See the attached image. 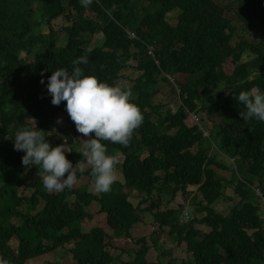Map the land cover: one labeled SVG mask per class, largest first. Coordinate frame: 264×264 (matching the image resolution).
<instances>
[{
    "label": "trees",
    "instance_id": "trees-1",
    "mask_svg": "<svg viewBox=\"0 0 264 264\" xmlns=\"http://www.w3.org/2000/svg\"><path fill=\"white\" fill-rule=\"evenodd\" d=\"M175 10L178 14L169 17ZM59 16L71 22L64 26L69 37L63 46H58L52 25ZM175 18L173 25L170 19ZM95 34H102L103 40L87 46ZM150 45L154 55L148 53ZM83 55L89 58L87 65H79L84 74L101 82L117 84L118 72H138L130 89L133 102L143 107V123L128 147L103 142L108 154H123L120 169L125 180H116L100 197L87 186L49 192L38 174L35 182L24 186L25 153L14 150V142L6 138L24 126L36 124L53 147L67 144L71 152L65 155L73 164L84 160L70 146L82 145L86 138L69 115L66 120L73 131H64L65 141L54 134L56 115L66 111V102L52 105L47 92L52 72L61 67L71 71L72 60ZM229 59L234 63L230 74L223 69ZM162 71L186 76L179 93L183 103L175 111L162 112L161 104L152 100L160 89L155 73ZM200 88L213 114L222 113V122L208 136L181 131L173 143L158 136V123L175 125L176 119L187 116V108H197L196 99H205ZM251 89L264 91V0H92L87 8L81 0H0V258L26 264L63 248L74 255L76 264L115 262L118 259L106 247L107 234L95 227L100 224L91 210L95 209L108 213L115 242L135 239L133 249L115 248L131 254L120 264H148L149 251L158 254L161 264H264V219L255 194L256 187L264 190V122L243 120L239 113L244 106L235 99ZM197 142L200 150L191 153ZM204 151L209 154L202 159ZM215 167L230 170L231 177L218 175ZM160 170L163 176L157 174ZM26 185L33 189L27 196L18 190ZM131 194L140 197L137 204ZM182 195L193 199L187 204L195 218L190 224L179 222L177 212L183 207L177 212L166 207V201L175 204ZM224 201L230 204L226 211ZM13 215L20 223L13 222ZM135 227L144 230L143 236L134 238ZM169 235L180 243L187 241L189 254L168 249ZM13 239L18 240L16 249Z\"/></svg>",
    "mask_w": 264,
    "mask_h": 264
},
{
    "label": "clouds",
    "instance_id": "clouds-1",
    "mask_svg": "<svg viewBox=\"0 0 264 264\" xmlns=\"http://www.w3.org/2000/svg\"><path fill=\"white\" fill-rule=\"evenodd\" d=\"M91 3L92 0H81L85 8ZM160 48L161 44L158 49ZM86 52H91V49H87ZM148 53L154 55V45H150ZM88 62V55H83L72 60L71 71L64 67L54 70L48 78L47 92L52 98V105L59 106L62 101L66 102V111L70 119L74 122L77 131L86 138L83 139L80 154L87 165L91 166L92 177L90 179L93 178L91 179L93 189L100 197L101 193L111 190L117 180V171L122 172L120 166L124 163V161H119L118 154H108L107 146L103 142L109 141L128 147L135 131L142 125L144 117L143 107L140 105L139 109L133 102L134 96L130 88L119 83L101 82L94 75H85L79 65H87ZM156 62L159 63L160 59H156ZM40 83L44 84V80L41 79ZM235 99L244 106L245 110L239 113L243 120L255 119L264 122V91L242 90L235 96ZM60 123H62V118L57 119V124ZM45 133L35 124L34 127L24 126L18 129L13 138L10 137L12 134L8 133L6 138L9 143L14 142V150L25 153L22 157L24 166L28 168L35 166L38 169V177L47 191L60 192L65 188L70 189L77 182V174L85 171L84 165L78 162L73 166L65 155L66 152H71L68 145L60 144L53 147L46 141ZM258 190L262 192L264 190L262 187L255 188L259 205L264 209L263 199L258 194ZM180 202L184 201L179 199L170 207H174L176 212L179 207H183L182 213L177 212L179 222L190 224L195 219H193V209L187 205L182 206ZM91 210L100 220V224L95 227H102L104 231L107 229L111 235L115 236L108 213L103 214L98 210ZM89 212L91 214V211ZM89 219L86 217L84 220ZM194 225L204 232L211 231L209 226L208 231L199 226L205 224L195 223ZM168 237L176 239L170 235ZM0 264H9V262L0 258Z\"/></svg>",
    "mask_w": 264,
    "mask_h": 264
},
{
    "label": "rangeland",
    "instance_id": "rangeland-1",
    "mask_svg": "<svg viewBox=\"0 0 264 264\" xmlns=\"http://www.w3.org/2000/svg\"><path fill=\"white\" fill-rule=\"evenodd\" d=\"M228 1H233V0H225V3H227ZM177 14H178V11L175 10L171 14H169V17H174ZM170 20H171V23H173V25H175L177 23L176 18L170 19ZM43 23H46V22L43 21ZM70 23L71 22L69 20H67L66 17H63V16H59L58 18L53 20V22H52V25L54 27L53 30H54V33L57 34V37L59 39L58 46L66 45L69 35H67V31L64 30V26L66 27ZM48 29H49V27H46V28H44V31L48 32ZM102 40H103L102 34H95L93 36L91 42L89 44H87V46L94 47L96 44L100 43V41H102ZM132 51H136V50L133 48ZM134 63L136 65L137 62L135 61ZM223 69H225L228 74L233 72L234 63L232 62L231 59H229L225 62ZM118 75H119V78H117L116 81H118L119 84H122L128 88H131V87H133V85H135L134 78H136L138 76V72L135 70V68H132V69L127 70V71L126 70L120 71V72H118ZM121 75H124V76H121ZM155 77L157 78V81L159 82L160 89L157 90L155 95L153 96L154 105L161 104V106L159 107V110L162 112H164L168 108H172L173 111L177 110V107L181 103H183V99L180 98L179 93H181L180 85H181V83H185L186 76L182 75V74L173 75L168 71H162L159 73H155ZM165 78H168V81H164ZM197 91L199 93L203 92L202 95L204 96L205 99L204 100L203 99H196L197 103H198L197 108L194 110H190V108H187L188 109L187 116L185 118H183V120L176 119L175 125H172L171 121L165 122L163 125L158 123V136L163 137L164 139H168V141H170L171 143L174 142V138L177 137L181 131L185 132V133H190L191 131H195V132L201 131V133H200L201 136H203V135L208 136L210 134L212 127L216 123L222 122V120H221V118L223 116L222 113L213 114L214 109L211 108L209 105V100L207 99V96H205V94H204V88H200ZM168 101H170V102H168ZM166 102H168V103H166ZM164 103H166V104L164 105ZM203 104H205L206 107L202 110L201 106ZM147 111H150V109H148ZM67 117H68V113L66 111H60L56 115V118H55L56 122H57L58 118H62V123L55 126L54 134L57 135L58 137H60V139L63 141H65V139L67 137L65 135L64 131H70V132L73 131V127H71L70 124L68 123V121L66 120ZM157 118H158V114L155 111V112H153L152 119L154 121H156ZM194 128H196V130H194ZM14 136H15L14 134L10 135V137H12V138ZM70 146L72 147V150L74 149L77 152H80L82 145L80 143L73 142V144L70 143ZM200 148H201V146L197 142L195 145H193L191 147L190 152L195 154L200 150ZM144 153L150 154V151L148 149H146V150H144ZM116 154H118L119 161H124V156H123V154H121L120 151H118ZM141 154H143V152H141ZM208 154L206 153V151H204L202 159H205L208 156ZM78 162H80L84 165L85 171L83 173L77 174V182L73 186V188L77 189V188H83V187L87 186L88 190L90 192L93 190V193L95 194L96 192L93 189V180L90 179L91 176L88 174V171L91 170V166L87 165L85 160H78L77 162H75L73 164V166H75L76 163H78ZM214 169L218 175H221L223 177H229L230 178L232 175V172L230 170H223L219 167H215ZM158 173L160 176H163L165 174L161 170L159 172H157V174ZM21 177L24 180V186H25V184H28V183L31 184V183L35 182L37 179V170L33 167L28 168L27 166H24V167H22ZM117 180L124 182L125 178H124V175L122 172L117 171ZM18 190H19V193L25 194L26 196L30 195L33 191L32 186H29V185H26V187H21ZM229 192H231V190H229L227 188L226 194H228ZM179 193L180 192H178L177 195ZM96 194H98V193H96ZM182 197H183L182 199L184 201L183 203L180 202L182 206H186L188 203L192 202V200H193L192 197H190V195H182ZM130 199L133 200V202L137 204L140 197L135 195V194H131ZM237 199L238 198H236L235 200L232 201V206L236 203ZM43 204H44V201H42L38 207H42ZM166 204H167L166 207L172 206V202L170 204H168L166 201ZM224 204H225L224 211H226L229 208L230 204L228 202H225V201H224ZM258 204H259V201H258ZM175 207H176V205H175ZM25 208H26V206L23 207L24 210H26ZM261 216L264 219V209L263 208H261ZM12 220H13V222L20 223V220H18V217L15 215H13ZM199 226L202 227L205 231H208L210 229L208 226H205V225H199ZM165 229L167 232L169 228L165 227ZM139 231H140L139 227L132 228L131 233L133 234L134 238H137L138 236H143L144 230H141V232H139ZM105 233L107 234V236L105 237V241H106V244L108 245L106 247L111 253H113L115 255V258L118 259L111 264H120L121 261L130 260L131 254H129V255L123 254V252H124L123 250L116 251L115 248H120V249H124V250L127 248L133 249L136 246L135 239H133V241H127V242H122V240H118L117 242H115V238L112 237L111 233L107 229H105ZM11 244L16 249L18 246V240L13 239L11 241ZM166 244H167L168 249H170V250H175V249L183 250V252H185V254H189L188 249L186 248L188 245L187 241L179 244L178 240L168 238L166 240ZM66 251L67 250H65L63 248L58 249V252L53 254V255H48V256H44V257L42 256L39 259H31V260H28L26 262V264H76V260L74 258V255L72 253H68ZM118 253L123 254L122 257ZM187 257L190 258L189 255H187ZM147 260H148V264H161V263H159V257H158V254L156 252L149 251L147 254Z\"/></svg>",
    "mask_w": 264,
    "mask_h": 264
},
{
    "label": "built area",
    "instance_id": "built-area-1",
    "mask_svg": "<svg viewBox=\"0 0 264 264\" xmlns=\"http://www.w3.org/2000/svg\"><path fill=\"white\" fill-rule=\"evenodd\" d=\"M258 194L262 197L263 204H264V192H262L261 190H258Z\"/></svg>",
    "mask_w": 264,
    "mask_h": 264
}]
</instances>
